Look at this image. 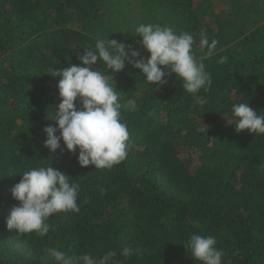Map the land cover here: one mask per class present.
I'll return each instance as SVG.
<instances>
[{
  "label": "trees",
  "instance_id": "1",
  "mask_svg": "<svg viewBox=\"0 0 264 264\" xmlns=\"http://www.w3.org/2000/svg\"><path fill=\"white\" fill-rule=\"evenodd\" d=\"M140 23L192 34L209 90L189 94L175 73L151 85L127 61L118 73L98 61L94 70L134 105L120 117L127 157L95 169L62 140L65 150L51 152L44 129L58 127L51 117L61 102L51 72L80 65L78 53L97 39L148 58L132 33ZM202 35L219 41L211 57ZM241 102L264 115V0H0V264H44L50 247L115 251L120 264H202L184 246L193 234L214 236L223 264H264V134L236 131L232 105ZM50 165L80 185L79 213L54 215L43 237L8 229L19 204L11 189L23 172ZM125 246L139 253L124 257Z\"/></svg>",
  "mask_w": 264,
  "mask_h": 264
},
{
  "label": "clouds",
  "instance_id": "2",
  "mask_svg": "<svg viewBox=\"0 0 264 264\" xmlns=\"http://www.w3.org/2000/svg\"><path fill=\"white\" fill-rule=\"evenodd\" d=\"M132 33L142 37L138 43L150 53L148 58L141 56L132 45L115 39H97L94 47L83 48L78 53L80 65L53 70V76H59V97L61 102L53 109L51 119L56 126H47L45 146L51 152L61 148V140L66 150L76 154L82 167L94 165L95 169H111L127 157L130 134L127 125L121 121V110L134 107L131 101L122 104L116 89L108 82L105 71L94 70L97 62H102L107 70L120 72L128 64L141 70V76L153 85H165L166 77L175 73L182 82L183 91L198 94L206 92L212 84L211 74L206 71L203 62H198L193 52L194 36L177 32L170 26L152 23H140ZM219 41L207 35L200 39L201 48L207 49L211 57L217 51ZM227 57H221L220 63ZM163 66V67H161ZM114 81V80H113ZM236 131L249 130L251 133L264 134V115L258 114L249 102L232 105ZM227 119V118H226ZM228 120V119H227ZM229 123H232L228 120ZM59 131V135L56 133ZM70 175L48 167H35L22 173V179L11 189L12 196L19 201L7 218L8 229H16L21 234L36 233L43 237L50 231L47 222L59 213H79L78 196L80 185L71 182ZM214 236L191 235L184 245L191 250L192 258L202 264H223V250L217 248ZM139 249L125 246L121 252L129 257ZM44 264L54 259L56 264H120L117 253L108 251L102 257L91 254L69 255L55 247L44 249Z\"/></svg>",
  "mask_w": 264,
  "mask_h": 264
},
{
  "label": "rangeland",
  "instance_id": "3",
  "mask_svg": "<svg viewBox=\"0 0 264 264\" xmlns=\"http://www.w3.org/2000/svg\"><path fill=\"white\" fill-rule=\"evenodd\" d=\"M193 52H194V55H195L196 59L201 58V57L204 56L203 52L199 48H197L195 45L193 46ZM107 75H109V74H107ZM196 158H197V155H196Z\"/></svg>",
  "mask_w": 264,
  "mask_h": 264
}]
</instances>
